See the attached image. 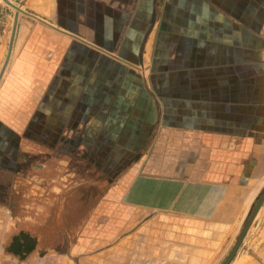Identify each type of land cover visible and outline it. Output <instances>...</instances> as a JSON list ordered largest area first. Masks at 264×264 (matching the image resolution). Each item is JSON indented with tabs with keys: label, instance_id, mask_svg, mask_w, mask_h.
I'll use <instances>...</instances> for the list:
<instances>
[{
	"label": "crops",
	"instance_id": "obj_1",
	"mask_svg": "<svg viewBox=\"0 0 264 264\" xmlns=\"http://www.w3.org/2000/svg\"><path fill=\"white\" fill-rule=\"evenodd\" d=\"M19 1L39 23L0 52V264H219L264 191V36L210 0ZM104 99L130 164L69 221L78 174L39 128L60 149ZM229 264H264V204Z\"/></svg>",
	"mask_w": 264,
	"mask_h": 264
},
{
	"label": "rangeland",
	"instance_id": "obj_2",
	"mask_svg": "<svg viewBox=\"0 0 264 264\" xmlns=\"http://www.w3.org/2000/svg\"><path fill=\"white\" fill-rule=\"evenodd\" d=\"M0 0V52L4 55L2 60L5 59L6 51L9 49V45L11 44V40L13 38V31L15 29L18 30L22 29L25 25L29 23L25 21H31V23H39V20L33 15H28V11L21 8L22 3L19 0ZM149 1V0H147ZM214 3L217 7L225 10L227 13L231 14L235 20L242 24L248 25L252 27L254 32L260 36H264V0H210ZM24 13V14H23ZM11 23V24H10ZM24 24V25H23ZM29 24V25H30ZM5 61H2L0 64V84L2 83V79L5 74L6 69ZM110 70L113 73L123 72L124 68L123 65L119 64L118 62H113L109 65ZM125 66V65H124ZM130 67V68H129ZM137 67V68H136ZM147 65H127L126 72H134L136 71L137 74L141 73L144 75V72L147 70ZM104 71H107L104 67ZM147 75V74H146ZM144 77V76H143ZM78 89H85V82L76 81ZM128 82V81H127ZM103 83V84H102ZM93 86L102 88H116L118 86L117 80L113 79L108 85H106L105 81H101V79H97L96 76L92 81ZM84 94V91H81ZM81 95L77 97V104L85 105L86 103V96ZM111 101V100H110ZM106 102L105 99L103 103H99V107H97L93 112H89L87 115H94V123L92 124L93 128L87 126L85 122L86 120V113L84 111L78 113V125L75 128H68L63 127L59 135H62V146L61 148H57L52 141L53 136V127H47L45 129L39 128V131L43 134L42 136H46V139L42 138V141H46L45 144L46 148L49 150H60L63 152L62 162L63 168L70 169L73 168L77 171V179L79 181L77 196L75 199L69 201V207H67V216L68 220H72L73 218L79 219V222L82 219H85L87 215H89L93 208L92 206L97 203L99 199L102 198L103 190L107 188L108 184L104 187L101 182L98 184L97 181L103 180V182L108 181L110 184L114 183L117 180L118 175L124 171V168L128 166L130 161L129 154H125L123 152V148L121 144L117 143L118 140V129L111 125L109 129H101L103 123H107V118L110 116L111 118H115V113L113 115L109 114V112H98V108L106 106V108L111 109L112 103ZM109 104V105H108ZM80 107V106H79ZM87 116V117H88ZM104 119V120H101ZM83 123L84 126H81ZM110 124H112L110 122ZM80 126V127H79ZM38 128H28L23 129L26 132L23 134L24 136H30L32 141H36L35 138L38 134ZM3 133L0 131V137ZM35 134V135H34ZM5 135H13L11 132H5L3 138L6 137ZM57 136V134H56ZM91 137V138H90ZM88 138V139H87ZM51 139V140H49ZM90 139L94 140L92 143ZM103 141V142H102ZM4 145V144H3ZM5 148V145H4ZM56 148V149H55ZM71 153L77 159L70 160L66 159L64 154ZM104 174L109 173V176H102L101 173ZM99 174V175H98ZM95 181L94 185L89 184V182ZM261 193L258 195L257 199L254 202V206L257 203L258 199L260 198ZM78 203V205H75ZM77 206V207H76ZM253 206V208H254ZM252 208V209H253ZM248 216H246L245 220L239 226L237 232L232 238V241H229L227 247L223 250V256L219 264H223L226 260L229 252L231 251L236 239L242 230ZM246 250V247H244ZM250 252V251H249Z\"/></svg>",
	"mask_w": 264,
	"mask_h": 264
},
{
	"label": "water",
	"instance_id": "obj_3",
	"mask_svg": "<svg viewBox=\"0 0 264 264\" xmlns=\"http://www.w3.org/2000/svg\"><path fill=\"white\" fill-rule=\"evenodd\" d=\"M5 2H7V1L5 0ZM262 204H264V191L261 192L260 198L258 199V201L255 204L254 208L249 213L248 218H247L242 230L240 231V233H239V235H238V237L236 239V242L234 243L231 251L229 252V254H228V256H227V258H226V260L224 261L223 264H229L231 262V260L233 259V257L235 255V253H236L241 241L243 240L247 230L249 229V227L251 225V222L253 221L254 216L256 215L257 211L260 209ZM229 241H230V238H228L225 241V243L223 245V248H225L228 245Z\"/></svg>",
	"mask_w": 264,
	"mask_h": 264
},
{
	"label": "bare ground",
	"instance_id": "obj_4",
	"mask_svg": "<svg viewBox=\"0 0 264 264\" xmlns=\"http://www.w3.org/2000/svg\"><path fill=\"white\" fill-rule=\"evenodd\" d=\"M11 24V23H10ZM245 210V209H244Z\"/></svg>",
	"mask_w": 264,
	"mask_h": 264
}]
</instances>
